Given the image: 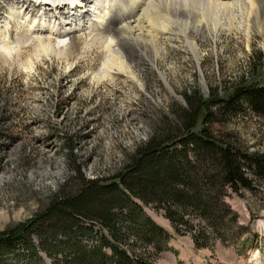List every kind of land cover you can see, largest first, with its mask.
<instances>
[{
  "label": "rangeland",
  "instance_id": "1",
  "mask_svg": "<svg viewBox=\"0 0 264 264\" xmlns=\"http://www.w3.org/2000/svg\"><path fill=\"white\" fill-rule=\"evenodd\" d=\"M40 3L0 0V26L7 24L2 33L11 49L0 53V231L40 211L58 186L73 185L68 177L75 165L85 179L112 177L125 156L153 133L161 116L174 121L172 110L186 106L184 94L191 90L202 97L223 96L241 77L264 83V75L251 77L248 70L249 58L264 51V0H241L224 11L216 5L210 12L201 7L208 29L188 38L196 53L182 34L161 35L156 47L160 55L167 51L165 58L153 62L135 51L126 64L130 73L113 65L107 78L100 71L104 35L85 30L66 35L63 43L50 37L42 48L35 32L8 19L15 9L59 28L78 24L67 9L57 19L44 13ZM210 129L249 152L264 147V117L248 108L215 115ZM224 190L208 200L209 213L191 204L177 210L174 219L186 223L178 233L162 206L138 202L171 234L155 264H264V177L251 189ZM194 236L204 246L195 247ZM38 253L40 259L32 264H49ZM25 261L7 253L0 264Z\"/></svg>",
  "mask_w": 264,
  "mask_h": 264
},
{
  "label": "trees",
  "instance_id": "2",
  "mask_svg": "<svg viewBox=\"0 0 264 264\" xmlns=\"http://www.w3.org/2000/svg\"><path fill=\"white\" fill-rule=\"evenodd\" d=\"M248 70L251 77L264 75V51L249 58ZM225 93L184 94L186 106L172 110L174 121L161 116L110 178L85 179L75 165L68 177L73 185L58 186L40 211L0 231V261L12 253L32 264L40 252L49 264H155L171 234L138 202L162 206L178 233L186 223L174 219L177 210L191 204L209 213L208 200L219 198L225 186L251 189L264 177V147L249 152L210 131L215 115L248 108L264 117V83L241 77ZM191 239L204 246L198 236Z\"/></svg>",
  "mask_w": 264,
  "mask_h": 264
},
{
  "label": "bare ground",
  "instance_id": "3",
  "mask_svg": "<svg viewBox=\"0 0 264 264\" xmlns=\"http://www.w3.org/2000/svg\"><path fill=\"white\" fill-rule=\"evenodd\" d=\"M42 1L43 3H40L39 6L44 13L50 12L53 17L58 19L62 13L60 10L67 9L66 13L78 19V24L59 28L58 24H50L43 18H32L29 12L24 13L23 10L15 9L9 11L8 19L19 21V24L35 32L37 43L42 48L47 46L44 40L49 42L50 37L57 38L59 43H63L66 35L85 32V30H90L97 37L104 35L101 44L105 49L104 53H106L103 68L100 71L101 77L107 78L111 75V66L113 65L130 73L131 69L129 70L126 64H128L130 54L135 51L151 56L153 62L158 56L165 58L167 51L161 52L162 55H160L159 49L156 47V41L161 35L173 38L172 35L182 34L192 52L196 53L195 43L188 41V38L191 39L193 34L203 33L208 29L206 23L203 24L201 12L199 13L198 10L202 7L207 10L206 12H210L213 5H216L220 6L217 10L224 11L228 8L231 9L233 5H238L241 0ZM84 16L86 21H83L82 24L80 18ZM163 22L171 23L174 27L171 26L169 29V25L167 26ZM5 26H0V53L9 54L11 49L7 44L8 39L2 33L7 27ZM175 26L179 27L178 32H175L177 29Z\"/></svg>",
  "mask_w": 264,
  "mask_h": 264
}]
</instances>
